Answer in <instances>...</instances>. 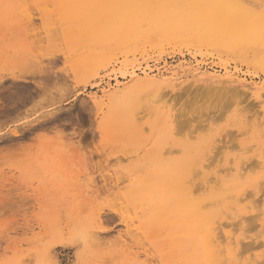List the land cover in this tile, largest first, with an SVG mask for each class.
I'll return each mask as SVG.
<instances>
[{
    "label": "rangeland",
    "instance_id": "374dc122",
    "mask_svg": "<svg viewBox=\"0 0 264 264\" xmlns=\"http://www.w3.org/2000/svg\"><path fill=\"white\" fill-rule=\"evenodd\" d=\"M262 3L264 0H0V264H45L49 257L57 264H166L157 248V243L165 248L164 240L170 243L166 251L173 255L171 264H187L188 246L178 234L177 213L171 215L166 231L162 222L146 220L144 211L152 206L148 195L159 182L154 169L174 165L184 155L181 145L193 147L209 139L212 143L204 154L206 164L213 157L209 173L230 175L232 170H227L235 157H250L243 165L246 169L263 155L264 147L254 144L250 127L240 128L234 121L242 103L241 108L249 111L247 106L251 107L250 114L244 111L246 116L264 108ZM135 17H145L144 28L130 25ZM206 27L208 33L200 35ZM189 28L193 31L186 38L183 34ZM111 58L112 63L105 65ZM146 77L172 83L161 92L177 98L175 104L170 103L174 113L178 111L176 117L179 115L176 130H170L164 145H159L155 113L145 112L146 105L154 108L149 97L141 96L133 106V112L142 111L135 113L137 117L146 114L137 124L139 129L133 128L124 103L116 105L115 114L112 101L102 102L105 91L109 95L124 92L134 80ZM226 77H234L235 82L225 87L242 92L238 98L243 101L245 96L247 106L237 98L227 111L228 101L235 99L230 93L227 104L228 98L223 97L227 92L206 95L202 79L212 78L219 86ZM182 91L187 98L180 96ZM259 91L263 96L256 100ZM8 92L24 95V99ZM236 101H240L237 107ZM222 109L227 112L222 114ZM180 116L183 121L177 122ZM72 117L78 124L70 126ZM259 119L262 130L264 114ZM40 124L43 126L28 129ZM262 137L257 142L264 141ZM243 147L251 151L242 154ZM250 167L246 178H264V165L251 167L253 171ZM263 187L253 197L254 211L246 215L248 220L255 217V222L246 219L244 228L225 227L226 231L233 228L237 235H249L246 242L253 243L255 250L251 248L244 258L254 253L264 256ZM259 209L261 215L256 218ZM223 222L235 221L225 218ZM170 233L175 234L173 238Z\"/></svg>",
    "mask_w": 264,
    "mask_h": 264
},
{
    "label": "bare ground",
    "instance_id": "6f19581e",
    "mask_svg": "<svg viewBox=\"0 0 264 264\" xmlns=\"http://www.w3.org/2000/svg\"><path fill=\"white\" fill-rule=\"evenodd\" d=\"M144 20H145V17H143V18L135 17V19L133 20V23H131L130 25L132 27L139 26L140 28H144V26H145V21ZM185 27H187V26H185ZM192 31H193V29H191V28L185 30L184 34H183L184 37L189 38L188 36H190L192 34ZM208 31H209V28L206 27V28L200 30L199 34L202 35L203 32L208 33ZM196 35H198V34L196 33ZM196 37H198V36H195V38ZM198 40H200V39L198 38ZM0 57H2V56H0ZM19 57H22V56H19ZM17 58H18V56H17ZM112 59L113 58L109 59L108 62L105 65L109 66V64L112 63ZM16 61L17 60L15 59V62ZM12 62H10V63H12ZM18 62H19V60H18ZM28 62H30V61H28ZM32 64L33 63H31V65ZM26 65L31 66L29 63L26 64ZM125 66H127V65H125ZM19 67H21V65ZM131 74H133V73H131ZM131 76L133 77V75H131ZM25 81L27 82L28 80H25ZM202 81H203V85H204V86L202 85V88L204 89L205 93L206 92L207 93L210 92V94H212V92H213L215 94L216 92H218V94H221L222 92L223 93L227 92L226 93L227 97H226V94L225 95L222 94L225 99L228 98L229 93L232 96L231 97L229 95V97H231V99L233 97L235 98V99L233 98L234 100L228 101L229 105L226 103V101L229 100V98L226 99V100L224 98H220V99L225 100V104H227L226 105L227 108L226 107L225 108L227 109V111L232 108L231 107L232 105L230 106V104H234L233 102L235 100H237L238 96L242 97L241 94H243V93L239 92L238 89L237 90L235 89V91H234L235 93H234L230 88H228V87L226 88L225 87L226 85L233 84L235 82L234 81V77H226V78L222 79V81L220 82L219 86H218L219 81L215 80V81L212 82V78L211 79H205L204 78V79H202ZM127 86H126V88H127ZM169 86H173V84L168 82V81H166L165 79L164 80H156V79L147 78V77L143 78V79H136V80H134L132 85H130L124 92L115 91L114 93H112V95H109L107 91H105V92L103 91L104 92V96L102 98V102H105L106 99L112 101V104L114 103L113 104L114 105L113 108H114V113L115 114L118 113V108L116 107V105L118 104V106H120V104L124 103V107L128 109L127 111H129V114H130V118L129 119H130V121H132V124H134L133 128L139 129L137 124H139L138 122L141 121V119L145 118L146 114L143 113L144 115H141L142 117H140V118L137 117L138 114H142V113H140L142 111L141 110H139V111L135 110L136 112L135 111L133 112V106H134V103L136 102V99H140V98L143 99V97H141V96L146 95V97H149L150 100H152V102L154 104V108L153 109H148L149 105H146V106H148L146 108L147 110L145 111L143 109L146 106L142 107V109L145 112H149V114L155 113L157 122L155 121L156 123H155L154 126H155V129H157L160 132V139H161L159 145H164V141L168 137L170 130H172L173 127L175 128V126H177L176 119L179 117V115L176 117V114H175L178 111L174 113V111H173L174 108L170 107V103L172 102V104H173V102H174V104H175V100H177V98L175 97L176 99H174V97H173V99H174V101H173L172 97L168 94V91H167V93H164V92L162 93L161 92L162 89H164L165 87H169ZM0 88H2V87H0ZM186 88H188V86ZM185 89H184V91H185ZM20 90H21L20 92L22 93L23 89H20ZM28 90H29V88H28ZM31 91H33V90H31ZM15 92H8V95L10 93L12 94V93H15ZM30 93H32V92H30ZM207 93H206V95H207ZM16 94H18V93H16ZM182 94H183V91H182ZM184 94H186V92ZM184 94L180 95V96L183 97ZM191 94H189L190 95L189 97H192ZM245 94H246V92H244V95ZM12 95H11L12 100H15L13 98V97H15V95H13V97H12ZM20 95L21 94H18L19 97H20ZM222 95L220 97H222ZM180 96H178V97H180ZM193 96H195V94ZM254 96H255V99L258 100V99H260L263 96V92L259 91ZM8 97H10V96H8ZM182 97H180V99H182ZM184 97L187 98L186 95ZM184 97H183V99H184ZM241 97L238 98V100L240 99V101H241L242 100ZM16 98H17V95H16ZM21 98L24 99V95H21V97L18 98V99L20 100ZM208 98H211V95ZM213 98L211 100L216 99V98H214V99ZM193 99L195 100V98H193ZM244 99H246L245 96H243V101H241V102H244L245 105L247 106V104H246L247 101L246 100L244 101ZM9 100H10V98H9ZM19 100L17 102H19ZM93 101L96 102L97 98L95 97ZM200 101H201V99H200ZM218 101H219V99H218ZM240 101H236L237 102L236 107H237L238 103L240 105ZM12 102H14V101H12ZM148 102H149V99H148V101L146 103L148 104ZM178 102H179V100H178ZM220 102H222V100H220ZM223 102H222V104L224 105ZM20 103H22V102H20ZM252 103H253V101H252ZM252 103H250V104H252ZM210 104H211V102H210ZM142 105H144V103H141V106ZM179 105H180V103H179ZM241 105H243V103ZM241 105H240V108H237L236 111H235L236 115L234 116V121L240 126V128H246L247 129V126H249L251 131H252V133H253V135H254V140H253V142H255L254 144L256 146H259V148L261 146L264 147V141H258L257 142L258 138H263L262 136H264V134H263L264 133V129L261 130V128H263L262 127L263 122H260L261 120L259 119V116H261V114H264V108L262 110H255L254 111L253 109L256 107V105L252 104L253 106L252 105L251 106H252V108L254 107L252 109L254 111V113H253L252 116H246V114H248L246 112H249V114H250L251 107L249 108L247 106V108L249 109V111H248V110H246V107H242L241 108ZM228 106H230L231 108L230 107L228 108ZM14 107H16V106H14ZM14 107H13V109H15ZM120 107H122V106H120ZM179 108L180 107H178V109ZM210 109H211V107H210ZM181 110H183L182 107H181ZM200 110H201V108H200ZM222 110H225V109H222ZM196 111H198V110H196ZM203 111H202V113H203ZM227 111L225 110V111H221V112H222V114H224L223 112H227ZM244 111H245L246 114H244ZM199 112L200 111H198L197 114L201 113V112L200 113ZM217 112H219V111H217ZM207 113H209V112H207ZM184 114H186V113H184ZM187 114H189V113H187ZM205 114H206V112H205ZM205 114H203L204 117H205ZM120 115H121V112H120L119 116ZM200 115H202V114H200ZM151 116H153V114ZM120 117H118V118H120ZM150 117H149V119H150ZM188 117H187V119H188ZM199 117L200 116H198V118ZM219 117H220V115H219ZM251 117L252 118L254 117V118L252 119ZM249 118H251V119H249ZM180 119H181V116H180V118L178 119L177 122H179V121L182 122L183 121V120H180ZM208 119L209 118H207V120ZM220 119L222 120V118H220ZM204 120H206V119H204ZM210 120H212V119H210ZM223 120H224V118H223ZM122 121L123 120H121V122ZM214 122H213V124H214ZM198 123H200V122H198ZM251 123H253V125H251ZM35 126L42 127L43 125L42 124H40V125H30L28 127V129L29 128H35ZM182 126H184V125H182ZM188 126H191V124L188 125ZM204 126H206V124ZM207 126H208V124H207ZM185 128L186 127H184L183 130H185ZM195 128H197V127H195ZM144 129H145V127H144ZM144 129H143V131H144ZM175 130H176V128H175ZM189 130H191V129H189ZM247 130H249V129H247ZM192 132H194V131H192ZM243 132H242V134H244ZM13 133H14L13 135H15V136H17L19 134L18 132H13ZM145 133H147V132H145ZM174 135H175V133H174ZM231 135H229V136H231ZM233 135L235 136V134H233ZM188 136H190V135H188ZM226 136L227 135H225V137ZM193 139H195V137ZM223 142H225V141H223ZM211 143H212V141L209 139V140L201 142V143H199V144H197V145H195L193 147H190V146H187V145H181L184 155L179 160H177L174 165H172L169 168H166L165 165H164V166L157 167L156 170L154 169V173L157 176L159 182L157 184V188L150 190V194L148 195V197L150 198V200L152 202L151 203L152 206L149 209H147V207H148V205H147V207H146L147 210L144 211L145 216H146V220L149 221V222H152V223L162 222V224H163L162 225L163 226L162 230L166 231L167 230V226L170 223L168 220L171 218V215L173 214L174 211L177 213L178 220L176 221V224L179 227L178 228L179 229L178 234L181 233L180 234L181 237H184L186 239V244L185 245L188 246L187 247L188 248L187 255H186L187 264H264V259H263L264 256H262L260 254H255L254 253V254H251V255H249V256H247L245 258L243 257L246 253L249 252V250L251 248L255 247V246H253L252 242H250V243H252L251 245L246 242L247 239H249V235L245 234L247 232H245V233L241 232V234L237 235V234H235L236 230H235V233H232V231H234L233 228L231 229L232 231H226L225 230L226 226H228V228H229L230 226L234 227V225L242 226L244 228L243 224H244V222L247 219L246 215L249 212L254 211V205L253 204L256 203V200H253V197L257 196L260 193L261 189H259V186L262 187V185H264V181H262L264 178L261 179L262 177H260L259 175L258 176H251L250 178H246V176H247L246 172H247V167H250V166L251 167H253V166L257 167L258 166L259 167L260 165H264V152H263V155H261L258 158L257 161L254 159L256 162L251 163L252 165L251 164H249V166L246 165L247 166L246 169L244 168L243 165L245 164V162L250 157H244L243 158L241 156H237V157L234 158L235 160H234L233 167H229L228 170L221 168L223 171L227 170V173H230L231 170H232V174H230V175H228V174L227 175L214 174L212 172L211 173L208 172V169L210 168L209 164L212 165V166L214 165V163L212 162V158L213 157H211L210 163L208 162L209 164H206L205 163V156H204L205 150L210 148ZM228 144L230 145L231 143L228 142ZM234 145H235V143H234ZM234 149H235V147H234ZM236 149H238V148H236ZM210 150H212V149H210ZM218 150H220V149H218ZM230 150H231V148H230ZM242 151H244L242 154H247L248 152L251 151V149L248 150L245 147H243ZM173 152H175V150ZM223 152L224 151H222L221 153H223ZM221 157L222 156H220V159H219L220 161L219 162H221V159H222ZM209 159H210V157H209ZM229 160H231V162H232V159H229ZM246 164H247V162H246ZM256 164H258V165H256ZM222 170H219V171H222ZM250 170L253 171L252 168ZM261 173H263V172H261ZM167 176L169 178H167ZM143 177L144 176L142 175V178ZM146 177L148 179H150L148 176H146ZM132 180H134V178ZM198 180L200 181V184H196L198 182ZM153 187H156V186H153ZM248 188H250L252 191H250V190L247 191ZM263 189H264V187H263ZM263 196H264V194H263ZM248 198H252V202L253 203L251 202V200L248 201ZM83 201H84V199H83ZM260 210L261 209L258 210L259 213L254 214L255 216H257L256 218L260 217V215H261L260 214ZM255 212H257V211L255 210ZM258 214H260V215L258 216ZM222 215H225V217H222ZM225 218L228 219V220H231V221L233 220L235 222L227 224L226 223L227 221L223 222V220ZM254 218H250V219H252V221H250L251 224H252L253 221L255 222L256 219L254 220ZM250 222H248V223H250ZM256 223H257V221H256ZM256 223H254V224H256ZM247 225H249V224H247ZM262 225H264V220L262 222ZM127 226L130 227L129 224H127ZM258 226H260V225H258ZM255 227H257V225ZM236 228L234 227V229H236ZM249 228H250V226H249ZM248 230H250V229H248ZM134 235H133V237H134ZM174 235L175 234L170 233V237L173 238ZM94 238H96V237H94ZM155 240H156V238H155ZM96 241L98 242L99 240L97 239ZM164 242H165V248H163V245H160L159 243H157V248L159 249V251L163 255V259L162 260H164V262L166 264H169V262L171 264L173 255L166 251V250H168L167 246H169L170 243L168 241L166 242V240H164ZM92 243H94V242L92 241ZM261 247H263V246H261ZM254 250H255V248H254ZM109 262L111 263L113 261H109ZM105 263L107 264V262H105Z\"/></svg>",
    "mask_w": 264,
    "mask_h": 264
},
{
    "label": "snow or ice",
    "instance_id": "6c2138e0",
    "mask_svg": "<svg viewBox=\"0 0 264 264\" xmlns=\"http://www.w3.org/2000/svg\"><path fill=\"white\" fill-rule=\"evenodd\" d=\"M261 8H264V3L261 4ZM71 124H78V120L75 117H72L70 120V126ZM45 264H57L56 260L49 257L48 259L45 260Z\"/></svg>",
    "mask_w": 264,
    "mask_h": 264
}]
</instances>
